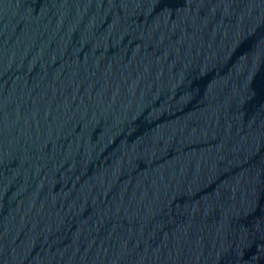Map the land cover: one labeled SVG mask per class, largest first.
I'll return each mask as SVG.
<instances>
[{
    "label": "water",
    "instance_id": "obj_1",
    "mask_svg": "<svg viewBox=\"0 0 264 264\" xmlns=\"http://www.w3.org/2000/svg\"><path fill=\"white\" fill-rule=\"evenodd\" d=\"M0 264H264V0H0Z\"/></svg>",
    "mask_w": 264,
    "mask_h": 264
}]
</instances>
